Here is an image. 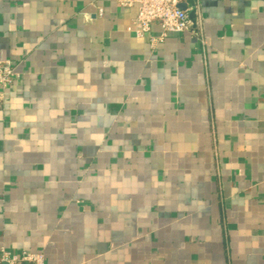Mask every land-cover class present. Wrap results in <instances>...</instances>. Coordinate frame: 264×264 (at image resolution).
Segmentation results:
<instances>
[{
  "label": "crops",
  "instance_id": "obj_1",
  "mask_svg": "<svg viewBox=\"0 0 264 264\" xmlns=\"http://www.w3.org/2000/svg\"><path fill=\"white\" fill-rule=\"evenodd\" d=\"M186 5L196 32L151 48L127 31L135 2L0 0L19 75L0 101V248L264 264V0Z\"/></svg>",
  "mask_w": 264,
  "mask_h": 264
},
{
  "label": "built area",
  "instance_id": "obj_2",
  "mask_svg": "<svg viewBox=\"0 0 264 264\" xmlns=\"http://www.w3.org/2000/svg\"><path fill=\"white\" fill-rule=\"evenodd\" d=\"M121 7H130L133 2L137 4V12L127 31L133 33L136 38L148 37L149 46L155 48L167 34L195 33V27L199 23V15L196 6L186 5L187 0H116ZM185 4V9L178 7ZM196 11L197 20L194 21L190 13ZM97 16L101 18L102 9H97ZM157 25L160 35L150 36V28ZM197 28V27H196ZM19 78L16 72V64L10 60L0 61V101L6 90L11 88ZM0 264H44L42 252H22L14 254L0 248Z\"/></svg>",
  "mask_w": 264,
  "mask_h": 264
},
{
  "label": "water",
  "instance_id": "obj_3",
  "mask_svg": "<svg viewBox=\"0 0 264 264\" xmlns=\"http://www.w3.org/2000/svg\"><path fill=\"white\" fill-rule=\"evenodd\" d=\"M178 8L181 9V10H184L185 9V4H181Z\"/></svg>",
  "mask_w": 264,
  "mask_h": 264
}]
</instances>
